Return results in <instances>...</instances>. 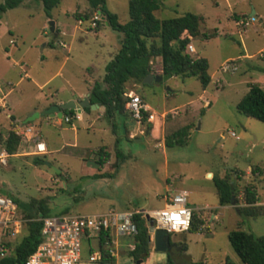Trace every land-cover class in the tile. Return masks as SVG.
Segmentation results:
<instances>
[{
  "label": "rangeland",
  "instance_id": "374dc122",
  "mask_svg": "<svg viewBox=\"0 0 264 264\" xmlns=\"http://www.w3.org/2000/svg\"><path fill=\"white\" fill-rule=\"evenodd\" d=\"M30 1L9 10L0 19V65L10 68L9 60L21 65L9 75L14 78L10 108L17 118L47 99L57 102L74 91L86 90V78L102 82L106 67L119 54L124 39L123 34L104 24V19L98 28L99 21H94L92 10L87 11L90 7L87 0H62L50 17L41 2ZM130 1L106 0L108 11L117 15L121 24L130 21ZM159 1L161 9L155 13L159 20L187 14L203 18L200 35L192 42L196 53L187 51L194 59L208 60L213 78L207 90L204 92L196 77L183 80L174 76L152 84L129 82L128 95L133 92L140 96L161 115L162 125L155 131L153 125L151 129L147 123L140 125L127 110L113 120L104 114V121L93 118V124L90 120L77 122V133L67 124L56 127L42 118L32 125L50 144L51 153L40 156L45 157V164L35 165L34 158L38 156L21 137L16 156L9 159L8 167H0V187L23 204L44 201L51 216L66 210L69 215L83 216L112 210L156 211L164 208L166 198L184 190L189 193L188 207L198 218L199 232L171 235L178 247V253L172 255L175 264H226L228 259L243 264L230 244L229 233L243 230L264 236V216L249 218L241 213L245 208L241 207L244 202L241 196L246 186L257 183L260 200L264 201V180L256 182L255 175L258 167H262L261 162L264 163V124L237 111L251 84L264 89V0ZM78 11L85 12L81 16L90 15L92 29L104 28L98 34L78 32L72 38L78 26L75 18ZM254 11L256 21L251 17ZM247 20L250 25L243 26L241 22ZM51 22L66 36L56 38L50 30ZM205 35L215 37L205 40ZM12 40L18 46L11 45ZM55 41L67 44L70 49L52 47ZM244 53L253 57L240 60ZM226 65L230 71L224 73L222 68ZM151 66L153 75L164 76L160 58L152 60ZM21 69L30 75V80L24 79L17 85ZM58 71L60 74L41 89ZM204 100L212 103L210 109H204ZM0 120L5 122V116ZM183 127H188L186 136L179 143L172 141L168 145L166 137ZM9 130L22 131L13 119L3 131ZM75 142L76 148H62L65 143ZM102 148L109 158L100 167L97 164ZM3 149L0 143V153ZM118 158L120 168L116 170ZM252 169L256 171L253 176ZM57 171L60 174L56 175ZM215 178L233 183L237 190L236 206L220 207ZM20 213L24 229L11 242L13 247L28 234L29 220ZM214 215L216 219L212 220ZM93 245L96 247L97 242ZM184 246L188 250L180 252ZM152 251L151 258L143 264H168V254L155 252L154 248ZM83 255L84 258L90 255L88 245ZM118 264L134 263L129 256L122 255Z\"/></svg>",
  "mask_w": 264,
  "mask_h": 264
},
{
  "label": "trees",
  "instance_id": "16d2710c",
  "mask_svg": "<svg viewBox=\"0 0 264 264\" xmlns=\"http://www.w3.org/2000/svg\"><path fill=\"white\" fill-rule=\"evenodd\" d=\"M27 0H6L0 3V19L9 10L20 7ZM41 2L48 16L56 9L62 0H37ZM92 8V14L100 13L101 19L105 20L114 31L124 35L122 48L115 59L106 67V75L102 83H96L91 92V104L99 105L106 109L105 115L109 120L116 116L126 114V104L129 102L127 84L134 81L143 84L148 75L153 74L151 62L160 58L163 62L162 74L164 76L180 77L183 80L196 77L200 80L203 90H206L212 82L209 74V62L204 58L194 59L188 53V47L192 39L199 37L203 18L194 14H187L181 18L159 20L155 13L161 9L159 0H131L129 3L130 21L121 24L119 17L108 11L106 0H87ZM80 20L89 21L90 15L79 17ZM98 22V28L103 22ZM98 28L96 30H98ZM248 94L238 103L239 114L257 120L264 124V89L259 84H251ZM86 111H91L87 108ZM205 110L202 111V114ZM65 117L74 118L75 111H65ZM149 114H144L143 124L148 128L152 124L147 122ZM115 129V127H114ZM188 127H183L166 137L167 144L179 141L186 136ZM0 143L10 156L17 154L21 138L17 131L9 130L6 133L0 129ZM45 157H35L36 166L45 164ZM109 158L105 148L100 150L98 166H103ZM120 158L115 165L116 170L120 168ZM99 167V168H100ZM256 172V171H253ZM58 175V174H56ZM218 191L220 205H231L234 196L237 202V190L229 179H214ZM244 199L247 207L241 209L242 215L249 218L264 216V207L255 206L258 199L255 187H245ZM15 200V199H14ZM21 213L26 215L28 222V234L15 247L11 243L8 246L13 252L10 256L1 259L0 264H26L28 258L36 252L41 244V232L43 219L50 217L51 213L44 201L31 204H23L15 200ZM38 204V206H36ZM36 209V210H35ZM35 210V212H34ZM64 211L59 215H66ZM138 228L137 235L129 240L135 243L136 249L129 251L128 255L137 264L146 262L151 257L153 245L149 232L148 222L140 215L135 218ZM198 218L193 216L190 233H198ZM229 241L243 264H264V236L258 237L253 233L243 230L229 233ZM188 248L184 246L183 252ZM108 254L105 261H113ZM142 263V264H143ZM168 264H175L172 255L168 256ZM226 264H235L229 259Z\"/></svg>",
  "mask_w": 264,
  "mask_h": 264
},
{
  "label": "built area",
  "instance_id": "2783aa9c",
  "mask_svg": "<svg viewBox=\"0 0 264 264\" xmlns=\"http://www.w3.org/2000/svg\"><path fill=\"white\" fill-rule=\"evenodd\" d=\"M101 15L97 14L94 21H99ZM252 21H256L252 17ZM243 26H248L249 22H242ZM94 26L96 24H93ZM189 53L194 52V48L188 47ZM223 72H229L230 66H224ZM129 102L126 110L135 121L142 125L144 114H149L147 121L152 122L154 116L150 114V107L136 94L128 95ZM0 106L6 109L8 106L7 95L3 85L0 83ZM70 122V118H65ZM31 133V129L25 135ZM232 136H235L232 133ZM36 138V137H35ZM33 140V138L31 139ZM35 154L43 155L47 153L44 143H36ZM9 155L6 151L0 153V165L8 166ZM189 193L180 191L176 195L166 198L163 209L156 211L141 212H116L109 211L100 215H57L43 219L41 232V244L35 253L27 260L26 264H78L81 261L84 247L88 245L90 249V262H102L106 254L111 258H117L123 248L134 251L136 245L129 240L133 239L137 233L136 216L148 222L151 243L154 248V237L157 230H164L169 235L189 232L193 221V212L188 207ZM154 226H151V223ZM25 221L19 216V207L14 199L4 196L0 192V260L10 256L13 252L8 243L16 239L24 228ZM153 229V231H152ZM123 239H126L123 242ZM97 242V246L93 242Z\"/></svg>",
  "mask_w": 264,
  "mask_h": 264
},
{
  "label": "crops",
  "instance_id": "0c3cea01",
  "mask_svg": "<svg viewBox=\"0 0 264 264\" xmlns=\"http://www.w3.org/2000/svg\"><path fill=\"white\" fill-rule=\"evenodd\" d=\"M30 0H27V1H25L24 3H26V2H29ZM31 2V1H30ZM29 2V3H30ZM88 10H92V8H91V6L87 9V11ZM7 13V12H6ZM5 13V14H6ZM85 12H80V11H78L76 14H75V18H76V21H77V23H78V26H77V28L75 29V31L73 32V35H72V38H75V37H77V34H78V32H84L85 34H89V33H95V34H98V32H100V30H102V29H100L99 31H97V30H94V29H92V26H91V24H90V20L89 21H83V20H80L79 19V17L81 16V14H84ZM97 14H100V13H94V15L96 16ZM257 13L255 12L254 14H252L251 15V17H254L255 19H256V17H255V15H256ZM4 15V14H3ZM95 16H94V19H95ZM50 17V16H49ZM2 19V18H1ZM248 21V20H247ZM242 23V22H241ZM95 24V23H94ZM249 25H250V23H249ZM248 25V26H249ZM109 26V25H108ZM57 24L55 23V30H56V33H57V36L55 35V37L56 38H59L61 35L62 36H66V33L65 32H61V31H58L57 30ZM54 34V33H53ZM216 34H218V32L216 33ZM213 37H215V36H213ZM213 37H211V36H209V35H205L204 36V39L205 40H207V39H213ZM196 39V38H195ZM194 41V39H192V41H191V46L194 48V52L193 53H196V49H195V47L193 46V44H192V42ZM10 44L11 45H13V46H18V42L16 41V40H12L11 42H10ZM48 45H50V44H45V47H48ZM60 46L62 49H70V47L67 45V44H65V43H62V42H60V41H55V42H53V44H52V47H56V46ZM10 53H11V51L10 52H8L7 54L8 55H10ZM253 56H251V55H248L247 53H244V55L243 56H241L240 57V60H242V59H244L243 61H247V60H250L251 58H252ZM43 59L45 58V56H43L42 57ZM158 59V58H157ZM162 60V59H161ZM9 62H11V67L10 68H7L6 66L4 67L2 64L0 65V74L2 73V78L0 77V83L3 85V88H4V92H5V94L7 95V101H8V106H7V108L6 109H2L1 108V106H0V118L4 115L5 116V122H3V121H1L0 120V129L1 130H4V129H8L9 127H10V122H12V119L14 120V122L15 123H18L19 125H20V129H22V131L21 132H18L17 131V135L21 138L22 137V141L23 142H25V143H28V144H31V148L32 149H34V151H36L35 150V145H36V143L38 142V143H44L45 145H46V147H47V153L46 154H43V155H37V154H35V156H45V155H47L48 153H51V151H49V148H50V144L48 143H46L44 140H43V138H42V136H41V134H40V132L39 131H36V128L32 125V124H28V125H25L24 123H25V121L29 118V117H31L34 113H36V112H44L45 110H47L48 108H50L51 106H54V105H62V104H65V103H68V102H70V101H74V102H80V101H82V100H84V99H86V98H90V102H91V92H92V90H93V88H94V86H95V84L96 83H102V82H99L100 80L99 79H97V80H94V81H90L89 80V78L87 79H85V83L87 84V89L86 90H83L82 92H73V93H71V95L69 96V97H67L66 99H61V100H59V101H57V102H55V101H51V100H49V99H47V100H45L43 103H41L40 105H38V106H36V107H33V108H31V109H29L27 112H25L24 114H23V116H21L20 118H17L16 116H15V114L14 113H12V111H11V105H10V102H9V98L12 96V94L14 93V78H11V77H9V75H10V73L12 72V71H17L18 69L17 68H20L21 67V65H20V63L19 62H17V61H15V60H9ZM152 63V62H151ZM92 71V70H91ZM22 72V73H21ZM21 72H19L18 73V75H19V77H20V80L17 82V85H20L23 81H24V79H29L30 80V75H28V73L26 72L25 73V70L24 69H21ZM23 73H25L24 74V76H22L23 75ZM60 74V71H58L57 73H56V75H54L52 78H50V79H48L47 81H45L41 86H40V88L41 89H43L45 86H47V85H49L52 81H53V79L55 78V77H57L58 75ZM105 77V76H104ZM104 77H102V79L101 80H104ZM211 78H213L212 76H211ZM129 85V83L127 84V86ZM127 89H128V87H127ZM207 90V89H206ZM206 90H204V92L206 91ZM129 93H132V94H135V93H133V92H129ZM204 99V98H203ZM202 99V97H201V100H203ZM204 102H205V105H204V109H210L211 107H212V103H210L208 100H204ZM148 105V104H147ZM99 106V105H98ZM149 106V105H148ZM150 107V106H149ZM150 109H151V112H150V114H152L153 116H154V120L152 121V122H148V123H150V124H152L153 125V129H154V131L156 130V129H160V127H161V125H162V121H161V115L159 116L158 114H156L155 113V111H153V109L150 107ZM105 111H106V109L104 108V107H101V106H99L98 108H96L95 110H92L91 109V111L89 112V111H86V109L85 110H83L82 111V113H77V112H75L76 113V116L74 117V118H70L71 120H70V122H66V120H65V118H67V117H65L64 116V118L61 120V119H58L57 117L56 118H49V117H45L46 118V123L47 124H51V125H53V126H56V127H62L64 124H67V125H69V126H71L72 128H73V130H75V132L77 133V132H79V127H76L75 126V124L77 123V122H85L86 120H90L89 122L90 123H92L91 122V120H93V118H95V119H97V120H100V121H104V119H103V116H104V114H105ZM164 116V115H163ZM88 118V119H87ZM42 119V118H41ZM40 119V120H41ZM49 119H55L56 121H53V120H50L49 121ZM94 119V120H95ZM39 121V120H38ZM37 122V121H36ZM93 124V123H92ZM143 124V123H142ZM28 129H31V133L30 134H28V136L27 135H25V132L28 130ZM244 130H247V128H244ZM36 137V138H35ZM33 138V140H31ZM72 146V148H76V146H77V142H75L73 145H70L69 143H65L63 146H62V148H68V147H71ZM4 151H6L5 149H3L2 150V152H4ZM1 152V153H2ZM7 152V151H6ZM7 154H8V152H7ZM33 154V153H32ZM9 155V154H8ZM10 156V155H9ZM14 156H16V155H14ZM14 156H10L9 157V159L11 158V157H14ZM9 159H8V165H9ZM262 163V167H258V170H257V173L256 172H253V169H252V173H251V175L253 174V173H256L255 175L258 177L257 179H256V182L258 181V182H260V181H262V180H264V163L263 162H261ZM0 167H3V166H1L0 165ZM8 167V166H7ZM6 168V167H5ZM253 176V175H252ZM254 187H255V190H256V194H257V199H258V201H257V203H256V205L255 206H257V207H264V201H261L260 200V196H259V189H258V186H257V183H255L254 184ZM184 191V190H183ZM0 192L4 195V196H7V197H10V198H12L11 196H9L7 193H5L3 190H2V187H0ZM187 192V191H186ZM241 198H243L244 199V194L241 196ZM13 199V198H12ZM220 207H222V208H233V205H227V206H221L220 205ZM241 207H247V204H246V202H245V199H244V202H243V204L241 205ZM239 211V210H238ZM239 213H240V211H239ZM216 219V216L214 215V217L212 216V220H215ZM24 229V228H23ZM23 232V231H22ZM18 237V236H17ZM16 237V238H17ZM15 240V239H14ZM14 240H12V242L14 241ZM126 241V239H123V242H125ZM11 243V242H10ZM90 250V249H89ZM181 250H182V248H181ZM180 250V252H183V251H181ZM128 252H129V250L128 249H126V248H123L122 250H121V253L119 254V256L117 257V258H112V259H114L113 261H105V259L102 261V262H97V263H92V262H90V260H89V258H90V255L88 256V258H84V255H82V258H81V261L78 263V264H118V258L120 257V256H122V255H127V256H129L128 255ZM179 252V253H180ZM83 253H84V251H83ZM152 253H153V251H152ZM152 253H151V255H152ZM169 256V255H168ZM111 258V257H110ZM129 258L130 259H132L130 256H129ZM151 258V257H150ZM149 258V259H150ZM132 261H133V259H132ZM133 263L134 264H136L134 261H133ZM176 263V262H175Z\"/></svg>",
  "mask_w": 264,
  "mask_h": 264
},
{
  "label": "water",
  "instance_id": "95a60500",
  "mask_svg": "<svg viewBox=\"0 0 264 264\" xmlns=\"http://www.w3.org/2000/svg\"><path fill=\"white\" fill-rule=\"evenodd\" d=\"M255 11L252 13L254 14ZM108 25V24H107ZM50 30L52 33H54L57 36L56 30H55V23H50ZM172 78V75L168 76H155L153 74H150L147 76V78L144 80V84H152L154 81L162 82L166 81L167 79ZM91 108L92 110H95L98 108V105L91 104L90 98H86L80 102H74L70 101L68 103L62 104V105H54L45 110L44 112H36L31 117H29L25 121V125L35 123L36 121L40 120L41 118L49 117V118H58L63 119L64 118V112L65 111H75L77 113H82L83 110L87 108ZM48 166H50L49 163H46ZM61 171H57V174H60ZM231 205L236 206V201L234 196L232 197ZM151 226H154V223H151ZM153 231V229H152ZM154 251L158 253H165L170 254L172 251V248L177 246L175 244L171 243V235H169L164 230H157L155 232L154 237ZM143 262H138L137 264H142Z\"/></svg>",
  "mask_w": 264,
  "mask_h": 264
},
{
  "label": "flooded vegetation",
  "instance_id": "af4514ba",
  "mask_svg": "<svg viewBox=\"0 0 264 264\" xmlns=\"http://www.w3.org/2000/svg\"><path fill=\"white\" fill-rule=\"evenodd\" d=\"M171 243L173 244L172 240H171ZM175 253H178V247L177 246L173 247L171 253L168 255H174Z\"/></svg>",
  "mask_w": 264,
  "mask_h": 264
}]
</instances>
